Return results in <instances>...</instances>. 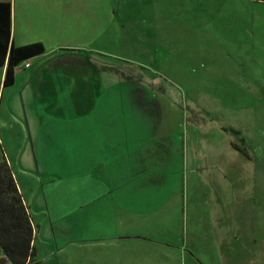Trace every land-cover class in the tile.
Here are the masks:
<instances>
[{
	"label": "rangeland",
	"instance_id": "rangeland-1",
	"mask_svg": "<svg viewBox=\"0 0 264 264\" xmlns=\"http://www.w3.org/2000/svg\"><path fill=\"white\" fill-rule=\"evenodd\" d=\"M106 12L108 35L85 45L114 56L103 58L107 60L103 63L117 67V73L107 72L104 81L122 80L121 109L131 114V89L134 92L143 84L148 88L159 112L166 114L168 133L178 142L185 138L186 145L197 144L204 150L202 165L192 177L202 176L206 182L203 204L198 206L205 228L213 213L230 233L237 230L232 236L257 237L250 250L254 257L230 258L226 263L264 264V0H105L103 19ZM22 92L25 87L19 81L14 87L0 88V162L10 157L26 197L35 194L37 207L48 206L51 211L55 202L48 193L66 178L60 175L57 182L58 176L47 173L54 169L51 151L55 149L39 152L48 144L51 127L44 129L46 125L40 127L36 121L38 129L26 136L16 128L15 116L28 114L35 119L38 114ZM7 134L13 135L12 142ZM36 155L46 170L28 166L26 174L19 169V157L35 162ZM70 195L58 203L69 206L75 196L83 204L80 195ZM227 209L233 212L235 224L224 218ZM194 215L189 208L180 236L175 233L179 226L173 236L160 235L175 246L170 254L140 248L127 264H196L193 258L200 264H224L225 259L213 257L217 252L211 240L196 248ZM50 223L41 234L35 233L39 264H116L114 255L96 258L79 244L65 246ZM221 251L228 254L230 249Z\"/></svg>",
	"mask_w": 264,
	"mask_h": 264
},
{
	"label": "crops",
	"instance_id": "crops-1",
	"mask_svg": "<svg viewBox=\"0 0 264 264\" xmlns=\"http://www.w3.org/2000/svg\"><path fill=\"white\" fill-rule=\"evenodd\" d=\"M104 2H12L11 38L15 46L42 43L45 48L44 53L24 62H29V68H25L24 63L15 68L14 84L8 87L16 86L18 81L22 83L25 87L22 95L30 98L38 114L35 119L28 114L15 116L14 123L25 136L38 129L36 121L40 122V127L44 123V129L51 127L49 145L40 147L39 152L48 153L50 147L55 149L51 151L54 169L47 173L58 176L57 182L60 175L66 178L57 184L56 191L48 193L53 194L55 202L52 210L48 206L38 208L34 201L36 195L26 197L13 162L10 157L6 160L30 213L35 233L40 231L41 234L49 221L65 246L79 244L87 255L94 254L97 258L110 254L114 255L116 264H127L137 257L140 248L170 254L175 246L163 241L160 235L173 236V230L179 226L175 233L180 236L190 208L193 215L196 211L192 228L197 249L211 240L217 252L213 257L225 259L224 264L230 262V258L254 257L250 250L257 245V237L247 236L245 240L239 232L236 237L237 230L232 229L230 233L213 213L210 225L206 224L205 228L203 213L198 214L206 182L202 176L192 177V174H197V167L202 165L204 150L197 144L186 145L185 138L181 144L168 133L166 114L159 112L156 99L149 96L144 84L134 92L131 89L132 113L128 114L127 109H121L122 80L105 83L104 75L109 71L117 73V67L103 63L107 61L103 58L114 56L85 45V42L102 40L108 35L107 12L104 19L101 15ZM6 68L7 65L0 68V88L4 89ZM55 112L59 114L53 116ZM4 127L11 130L7 125ZM5 137L12 142L13 135ZM14 151L12 148L11 152ZM16 162L24 173H29L28 166L34 168L35 165L39 172L40 168L46 170L37 155L35 162L33 158L23 162L21 157ZM46 166L50 168L47 163ZM42 194L47 201L44 189ZM67 194L80 195L83 204H79L75 196L69 206L58 203ZM32 211L35 212L33 217ZM227 211L223 217L228 221L232 218L235 224L233 212ZM36 215L40 216V221ZM250 216H245L246 222ZM34 247L36 250L35 239ZM225 247L230 249L228 254L219 253L220 248ZM192 261L200 264L195 258Z\"/></svg>",
	"mask_w": 264,
	"mask_h": 264
},
{
	"label": "trees",
	"instance_id": "trees-1",
	"mask_svg": "<svg viewBox=\"0 0 264 264\" xmlns=\"http://www.w3.org/2000/svg\"><path fill=\"white\" fill-rule=\"evenodd\" d=\"M12 2L0 1V68L7 65L3 85L15 81V68L44 53L42 43L17 47L11 38ZM35 230L13 172L0 162V264H39L34 247Z\"/></svg>",
	"mask_w": 264,
	"mask_h": 264
},
{
	"label": "built area",
	"instance_id": "built-area-1",
	"mask_svg": "<svg viewBox=\"0 0 264 264\" xmlns=\"http://www.w3.org/2000/svg\"><path fill=\"white\" fill-rule=\"evenodd\" d=\"M24 67H25V68H29V67H30L29 62L24 63Z\"/></svg>",
	"mask_w": 264,
	"mask_h": 264
}]
</instances>
